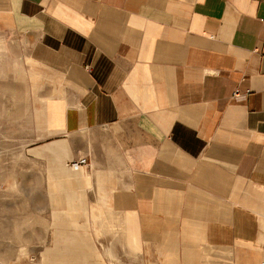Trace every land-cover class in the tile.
I'll return each mask as SVG.
<instances>
[{
  "label": "crops",
  "instance_id": "1",
  "mask_svg": "<svg viewBox=\"0 0 264 264\" xmlns=\"http://www.w3.org/2000/svg\"><path fill=\"white\" fill-rule=\"evenodd\" d=\"M0 32L45 80L54 209L157 264H264V0H0Z\"/></svg>",
  "mask_w": 264,
  "mask_h": 264
},
{
  "label": "rangeland",
  "instance_id": "2",
  "mask_svg": "<svg viewBox=\"0 0 264 264\" xmlns=\"http://www.w3.org/2000/svg\"><path fill=\"white\" fill-rule=\"evenodd\" d=\"M27 57L23 39L0 32V264H99L98 256L101 264H157L140 248L129 252L101 218L86 221L66 216L69 206H52L46 183L56 163L44 149L45 80ZM226 259L213 248L205 250L202 264L231 263Z\"/></svg>",
  "mask_w": 264,
  "mask_h": 264
},
{
  "label": "bare ground",
  "instance_id": "3",
  "mask_svg": "<svg viewBox=\"0 0 264 264\" xmlns=\"http://www.w3.org/2000/svg\"><path fill=\"white\" fill-rule=\"evenodd\" d=\"M60 169L62 170V171H64V172H66V175H70V172L69 171H71L69 168H67V167H60ZM66 175H64V176H66ZM65 198V197H64ZM69 209V211H70V214L72 213V212H74L75 210H72V208L71 207H69L68 208ZM73 209H76V210H78V208L77 207H75V208H73ZM78 212V211H77ZM79 213V212H78ZM68 215V216H71L72 217V215ZM91 214H92V218L93 219H95L96 217H98V216H102V209H99V208H96V209H94V208H92L91 209ZM67 215V214H66Z\"/></svg>",
  "mask_w": 264,
  "mask_h": 264
},
{
  "label": "built area",
  "instance_id": "4",
  "mask_svg": "<svg viewBox=\"0 0 264 264\" xmlns=\"http://www.w3.org/2000/svg\"><path fill=\"white\" fill-rule=\"evenodd\" d=\"M238 90H235V95H237ZM87 162V159L85 157L79 158L75 163H72V165L79 166L83 165Z\"/></svg>",
  "mask_w": 264,
  "mask_h": 264
}]
</instances>
